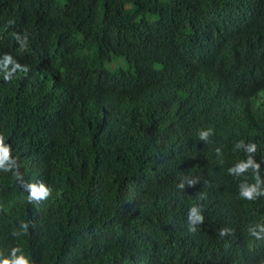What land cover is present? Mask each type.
Returning a JSON list of instances; mask_svg holds the SVG:
<instances>
[{
    "label": "trees",
    "instance_id": "trees-1",
    "mask_svg": "<svg viewBox=\"0 0 264 264\" xmlns=\"http://www.w3.org/2000/svg\"><path fill=\"white\" fill-rule=\"evenodd\" d=\"M0 74V264H264V0H0Z\"/></svg>",
    "mask_w": 264,
    "mask_h": 264
},
{
    "label": "clouds",
    "instance_id": "clouds-1",
    "mask_svg": "<svg viewBox=\"0 0 264 264\" xmlns=\"http://www.w3.org/2000/svg\"><path fill=\"white\" fill-rule=\"evenodd\" d=\"M84 52V54H86V55H89V54H91V51H83ZM5 55H9L8 53H6ZM103 56H104V51H102L100 54H97V55H95V58L99 61V62H102V63H104V65H105V67L107 68V69H109V70H114L115 68H117L118 66H120V64H117L116 66H113V64H115V63H118V62H120V63H123V64H125L124 63V61H123V59L122 60H118V58H110V60H109V58L106 60V61H104V59H103ZM115 59H117V60H115ZM0 81H2V82H4V83H9V82H11V81H13V79H10V78H8L7 76H5V75H1L0 74ZM2 137V135L0 134V138ZM1 156L5 159V160H8V159H10L11 157H12V150H11V147L8 145V144H6V143H4L2 146H1V148H0V167H1V163H2V160H1ZM9 158H8V157ZM0 172L2 173V167L0 168ZM44 189L41 187V186H39V184H34L33 186H32V191H31V194H32V200H34V201H36V202H41V201H43L47 196H49L50 194H49V192H47V191H43ZM34 192L35 193H37V194H34ZM264 195V191L262 192V194L260 195V197H262ZM259 197V198H260ZM243 200H245V201H255L256 199H247V198H244ZM243 205H245V206H249V204L248 203H246V202H243L242 203ZM257 264V263H256Z\"/></svg>",
    "mask_w": 264,
    "mask_h": 264
},
{
    "label": "rangeland",
    "instance_id": "rangeland-1",
    "mask_svg": "<svg viewBox=\"0 0 264 264\" xmlns=\"http://www.w3.org/2000/svg\"><path fill=\"white\" fill-rule=\"evenodd\" d=\"M117 60V59H115ZM117 64H120V66L122 68H127L126 64L123 63H115L113 64V66H116ZM9 109V108H8ZM6 143L11 147L12 150V157L8 160H6L7 164L5 166H2V173H13L16 170L22 171L23 169H25V165H24V151L22 149H15L10 143H8L7 141H5V139L3 137L0 138V148L1 146ZM34 184H39L37 183V181H31V182H26L23 185V191L28 195V197L30 198V200H32V186ZM40 186L45 190V191H49V186L43 182L42 180H40Z\"/></svg>",
    "mask_w": 264,
    "mask_h": 264
},
{
    "label": "snow or ice",
    "instance_id": "snow-or-ice-1",
    "mask_svg": "<svg viewBox=\"0 0 264 264\" xmlns=\"http://www.w3.org/2000/svg\"><path fill=\"white\" fill-rule=\"evenodd\" d=\"M34 194H37V193L34 192Z\"/></svg>",
    "mask_w": 264,
    "mask_h": 264
}]
</instances>
